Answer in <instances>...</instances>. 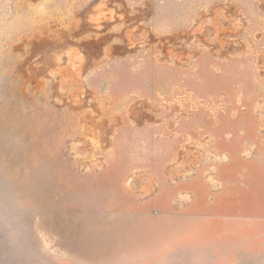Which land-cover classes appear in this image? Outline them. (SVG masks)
Here are the masks:
<instances>
[{"label":"rangeland","instance_id":"obj_1","mask_svg":"<svg viewBox=\"0 0 264 264\" xmlns=\"http://www.w3.org/2000/svg\"><path fill=\"white\" fill-rule=\"evenodd\" d=\"M0 264H264V0H0Z\"/></svg>","mask_w":264,"mask_h":264}]
</instances>
